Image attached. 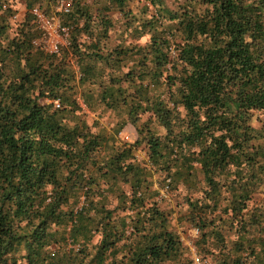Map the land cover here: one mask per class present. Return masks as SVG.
Wrapping results in <instances>:
<instances>
[{
  "label": "trees",
  "instance_id": "trees-1",
  "mask_svg": "<svg viewBox=\"0 0 264 264\" xmlns=\"http://www.w3.org/2000/svg\"><path fill=\"white\" fill-rule=\"evenodd\" d=\"M33 6L0 0V264H192L174 220L264 264V0H72L58 53Z\"/></svg>",
  "mask_w": 264,
  "mask_h": 264
},
{
  "label": "built area",
  "instance_id": "built-area-1",
  "mask_svg": "<svg viewBox=\"0 0 264 264\" xmlns=\"http://www.w3.org/2000/svg\"><path fill=\"white\" fill-rule=\"evenodd\" d=\"M72 0H56V6L47 13L45 10L38 6H33L30 9L31 14L39 28V34L32 39V44L35 47H39L49 53H58L62 46L68 44V36L70 31V25L62 22L59 12H68L71 8ZM12 19L19 21L22 19V13L17 11L13 14ZM56 107L59 106L58 100L54 101ZM128 141V137L124 136ZM78 207V206H77ZM197 233V230H193V234L190 237L183 238L184 245L188 249L189 256L192 260V264H213L212 261L199 254L195 248L193 237Z\"/></svg>",
  "mask_w": 264,
  "mask_h": 264
},
{
  "label": "rangeland",
  "instance_id": "rangeland-1",
  "mask_svg": "<svg viewBox=\"0 0 264 264\" xmlns=\"http://www.w3.org/2000/svg\"><path fill=\"white\" fill-rule=\"evenodd\" d=\"M21 0H17L18 3H20ZM20 8V12L23 14L24 12V8L22 9L21 7ZM52 10V9H51ZM118 18V13H114V19L115 21L117 20ZM75 70H76V67L74 66ZM90 118H94L97 120L98 122V125L103 127L104 129L106 130H110L112 125H113V122H114V116L110 115V114H106L105 112H103L102 114H98L97 112L96 113H89L88 114ZM135 131L133 129L132 126H130L129 124H125L122 128V130L118 133V137H120L122 140H125L124 136L128 137V140H133L135 138ZM140 154V158H144L145 157V154H144V151H140L139 152ZM155 186H157V184L155 183ZM264 192V191H263ZM161 196L163 198V200L161 201V205L166 208V209H170V210H173V207L175 206L174 203H173V196L171 194H167L165 191L161 190ZM264 197V193H260L258 195V198L259 200L261 198ZM173 228H175V230L179 233H181V236L183 238H186V233L182 232L180 227L178 226V222L176 220L173 221Z\"/></svg>",
  "mask_w": 264,
  "mask_h": 264
}]
</instances>
